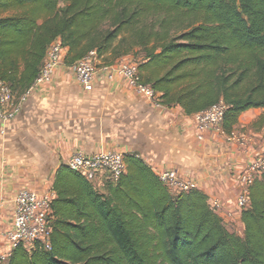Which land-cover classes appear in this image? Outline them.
Instances as JSON below:
<instances>
[{"label": "trees", "instance_id": "16d2710c", "mask_svg": "<svg viewBox=\"0 0 264 264\" xmlns=\"http://www.w3.org/2000/svg\"><path fill=\"white\" fill-rule=\"evenodd\" d=\"M54 41L68 68L91 51L103 65L133 57L161 105L186 116L222 100L228 135L243 112L264 111V0H0V80L15 99ZM124 161L102 192L60 165L49 250L18 246L5 264H264V177L249 188L239 237L202 192L173 195L136 154Z\"/></svg>", "mask_w": 264, "mask_h": 264}, {"label": "crops", "instance_id": "0c3cea01", "mask_svg": "<svg viewBox=\"0 0 264 264\" xmlns=\"http://www.w3.org/2000/svg\"><path fill=\"white\" fill-rule=\"evenodd\" d=\"M262 113L243 112L231 132L233 142L215 132L200 141L193 115L180 107L156 109L117 78L85 92L62 65L27 96L12 122L0 123V254L8 249L3 235L16 193L32 188L54 199L55 172L77 152L114 150L136 154L155 174L174 169L195 180L227 230L242 226L235 174L264 154V129L254 127Z\"/></svg>", "mask_w": 264, "mask_h": 264}, {"label": "built area", "instance_id": "2783aa9c", "mask_svg": "<svg viewBox=\"0 0 264 264\" xmlns=\"http://www.w3.org/2000/svg\"><path fill=\"white\" fill-rule=\"evenodd\" d=\"M65 49L60 41H54L47 48L40 71L28 91L19 99H15L9 86L0 80V123L12 122L20 112L27 96L38 86L48 84L59 67L63 65ZM77 85L81 90L90 92L97 83L120 80L127 89L144 98L156 109L163 106L158 94L151 86L143 84L138 66L133 61H122L113 65H103L94 51L69 67ZM226 104L220 100L210 107L193 114V125L198 140H203L209 132L225 136L227 142H233L231 134L223 131ZM243 145L244 143L241 142ZM124 153L114 150H102L92 153H73L64 163L70 170L82 176L95 190L102 192L108 185L116 184L126 173ZM234 175V173H233ZM161 184L173 195L188 193L197 189L194 179L178 174L174 169H164L156 173ZM241 188L237 193L236 205L245 210L249 205V188L254 181L264 177V154L256 156L242 171L235 174ZM51 197L41 195L32 188L20 189L13 200V215L9 229L3 237L8 249L0 254V264H5L12 250L22 246L29 251L34 246H42L49 250L51 224ZM218 206H214L217 209Z\"/></svg>", "mask_w": 264, "mask_h": 264}, {"label": "rangeland", "instance_id": "374dc122", "mask_svg": "<svg viewBox=\"0 0 264 264\" xmlns=\"http://www.w3.org/2000/svg\"><path fill=\"white\" fill-rule=\"evenodd\" d=\"M127 60L125 61H133V62H136L135 59H133V57H129V58H126ZM264 112V111H263ZM230 230H228L229 232L239 236V237H242V233H243V227L241 225H238V226H234L233 228H230Z\"/></svg>", "mask_w": 264, "mask_h": 264}]
</instances>
